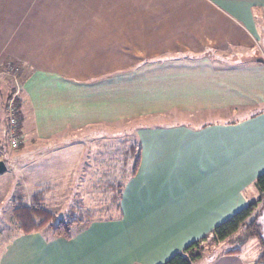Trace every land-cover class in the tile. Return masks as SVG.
<instances>
[{
    "label": "crops",
    "instance_id": "crops-1",
    "mask_svg": "<svg viewBox=\"0 0 264 264\" xmlns=\"http://www.w3.org/2000/svg\"><path fill=\"white\" fill-rule=\"evenodd\" d=\"M260 58L264 0H0L1 153L12 95L20 146L134 122L116 149L139 154L119 208L111 198L131 251L119 254L163 264L244 208L264 172ZM242 255L202 261L253 264Z\"/></svg>",
    "mask_w": 264,
    "mask_h": 264
},
{
    "label": "rangeland",
    "instance_id": "rangeland-1",
    "mask_svg": "<svg viewBox=\"0 0 264 264\" xmlns=\"http://www.w3.org/2000/svg\"><path fill=\"white\" fill-rule=\"evenodd\" d=\"M133 125L134 122L116 123L109 125L115 126L109 130L104 129L105 126H94L84 132L60 134L50 140H28L17 149L9 148L7 155L1 153L7 170L0 174V260L5 255L12 257L16 253L14 260L10 259L8 264L127 263L128 259L121 258L119 254L122 253L123 243L130 255L131 251L125 233L120 229L121 222L117 221L121 220L118 212L112 206L107 214L109 218L103 217L107 212L103 208L105 203L111 204L112 194L107 185L115 183L116 191L133 169L137 154L133 162L131 154L125 159V152L118 150L116 153L118 146L132 143L133 138L129 135L133 128L129 126ZM46 184L54 189L47 194L43 206L55 214L54 222L84 217L82 214L87 216L90 210L97 207V218L90 223L91 226H98L99 221H108L112 229H74L70 239L53 235L49 228L23 233L13 217L15 202L22 200L33 210L40 204L31 200L32 195ZM258 195L255 188L247 190L249 200L256 199ZM31 234L37 237L35 243L25 238L15 242L19 236ZM12 243L14 245L10 247ZM83 243H89V246L77 250ZM108 245H114L116 251L108 252L105 248ZM208 248L221 253L240 248L243 259L253 264H264L259 258L262 247L257 237L246 238L238 233L233 239L217 246L213 243ZM83 252L91 255L83 256ZM19 253L20 262L16 261ZM98 255V262H94Z\"/></svg>",
    "mask_w": 264,
    "mask_h": 264
},
{
    "label": "trees",
    "instance_id": "trees-1",
    "mask_svg": "<svg viewBox=\"0 0 264 264\" xmlns=\"http://www.w3.org/2000/svg\"><path fill=\"white\" fill-rule=\"evenodd\" d=\"M16 105L17 113L21 121L22 117L18 111V99L16 100ZM2 148L3 145H1L0 142V149ZM136 152L137 151L134 148L132 153H130L133 162ZM138 156L139 154L136 155V160L133 169L131 170L133 175L137 171L136 169L139 162ZM253 185L259 193L256 199L249 200L244 208L236 211L233 215L216 225L209 233L188 244L183 250L174 253L163 264H196L202 260H212L221 254H239L241 253L240 248L229 250L226 253L217 252L216 250L209 251L208 248L209 246H212L213 243L217 246L222 242L229 241L238 233L243 234L246 238H259L262 247L261 257L259 258L264 263V233H262L264 230V172L257 176ZM107 186L109 191H111L112 197L114 196L115 198V206L119 208L120 205L118 203L121 201L124 186L123 183H120V186L116 191L114 188L115 183L112 182ZM52 189L54 188H52L51 185L46 184L33 193L31 200L38 201L40 204L39 206H34L33 210L28 203L23 202L22 200L15 202L13 217L18 223V229L23 233L30 234L32 232L40 231L41 229L49 228L52 229L53 235L63 236L64 238L70 239L73 237L74 229L85 228L97 218L96 207L95 210H90L87 216L82 214L84 217L63 219L60 222H54L56 217L55 214L43 206L47 194H49ZM113 204L112 201L111 204L105 203V208H103V210H106L107 212L103 214L104 216L102 215L103 217L109 218L107 214L110 212Z\"/></svg>",
    "mask_w": 264,
    "mask_h": 264
},
{
    "label": "built area",
    "instance_id": "built-area-1",
    "mask_svg": "<svg viewBox=\"0 0 264 264\" xmlns=\"http://www.w3.org/2000/svg\"><path fill=\"white\" fill-rule=\"evenodd\" d=\"M13 96L14 95L10 96L7 99V105H5V108L9 113L7 136H8L10 148L17 149L20 146V138H19L20 136L18 133L20 119L17 113L16 100Z\"/></svg>",
    "mask_w": 264,
    "mask_h": 264
},
{
    "label": "water",
    "instance_id": "water-1",
    "mask_svg": "<svg viewBox=\"0 0 264 264\" xmlns=\"http://www.w3.org/2000/svg\"><path fill=\"white\" fill-rule=\"evenodd\" d=\"M259 61H264V59L260 58ZM7 170V164L4 160H0V174L4 173Z\"/></svg>",
    "mask_w": 264,
    "mask_h": 264
}]
</instances>
